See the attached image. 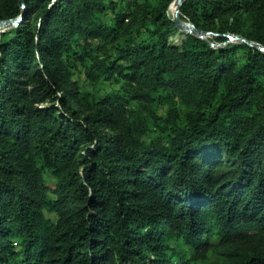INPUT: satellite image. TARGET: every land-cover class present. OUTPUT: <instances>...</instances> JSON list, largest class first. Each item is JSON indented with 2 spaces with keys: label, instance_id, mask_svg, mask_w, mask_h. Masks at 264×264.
Here are the masks:
<instances>
[{
  "label": "trees",
  "instance_id": "16d2710c",
  "mask_svg": "<svg viewBox=\"0 0 264 264\" xmlns=\"http://www.w3.org/2000/svg\"><path fill=\"white\" fill-rule=\"evenodd\" d=\"M172 2L0 0V264H264V0Z\"/></svg>",
  "mask_w": 264,
  "mask_h": 264
},
{
  "label": "water",
  "instance_id": "95a60500",
  "mask_svg": "<svg viewBox=\"0 0 264 264\" xmlns=\"http://www.w3.org/2000/svg\"><path fill=\"white\" fill-rule=\"evenodd\" d=\"M173 2H175L176 8H175V12L172 16V19H173L175 25L179 28V30L185 31V32H190V33H195L196 35H198L204 39H206L207 35H211V32L196 29L191 22L181 20L179 17V9H180V6H181L183 0H173ZM19 3L21 5V7L24 8L23 0H19ZM21 19H22V15H19L15 18H12V19H1L0 20V31L16 25ZM227 36L229 37V41H232L233 39L241 40L242 42L252 44V45L258 47L260 50H262L264 52V47L258 45L257 43L249 42V41L245 40L244 38H242L238 35H227Z\"/></svg>",
  "mask_w": 264,
  "mask_h": 264
},
{
  "label": "bare ground",
  "instance_id": "6f19581e",
  "mask_svg": "<svg viewBox=\"0 0 264 264\" xmlns=\"http://www.w3.org/2000/svg\"><path fill=\"white\" fill-rule=\"evenodd\" d=\"M175 8H176V6H175V2H172V3L170 4V6H169V9H168V11H169L171 17L173 16V14H174V12H175Z\"/></svg>",
  "mask_w": 264,
  "mask_h": 264
},
{
  "label": "rangeland",
  "instance_id": "374dc122",
  "mask_svg": "<svg viewBox=\"0 0 264 264\" xmlns=\"http://www.w3.org/2000/svg\"><path fill=\"white\" fill-rule=\"evenodd\" d=\"M168 13H169V11H168ZM169 15H170V13H169ZM16 25H17V24H16ZM16 25H14V26H16ZM176 39H177V38H176ZM232 41H237V40H236V39H233ZM79 77H80V78H83L82 75H80ZM166 109H167L166 106H161L159 112H160L161 114H164Z\"/></svg>",
  "mask_w": 264,
  "mask_h": 264
}]
</instances>
